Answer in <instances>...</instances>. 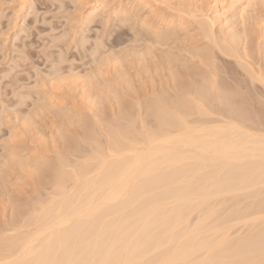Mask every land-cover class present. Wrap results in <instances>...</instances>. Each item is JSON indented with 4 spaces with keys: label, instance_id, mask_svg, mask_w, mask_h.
I'll return each instance as SVG.
<instances>
[{
    "label": "bare ground",
    "instance_id": "6f19581e",
    "mask_svg": "<svg viewBox=\"0 0 264 264\" xmlns=\"http://www.w3.org/2000/svg\"><path fill=\"white\" fill-rule=\"evenodd\" d=\"M152 2L128 0L113 14L125 18L137 7L145 10L139 24L158 44L186 28L187 18L211 46L197 56L204 71L196 80L189 76L193 84L178 86L172 96L154 95L145 115L137 111L113 123L95 117L85 126L82 158L70 162L60 154L54 163L37 164L34 170L50 182V192L25 211L14 208L0 226V264H259L264 258V130L253 126L264 116V49L256 58L247 46L246 23L264 0H231L230 19L237 18L240 33L221 37L214 31L218 15L180 5L170 8L175 19L159 14ZM104 8L95 5L90 14ZM154 20L159 29L150 25ZM214 50L234 59L263 98L243 91L241 81L229 84L233 72L216 63ZM174 60L167 57V65ZM76 76L88 95L96 76ZM124 76L117 73L128 85ZM107 87L118 100L117 90ZM52 99L40 107H58ZM7 156L5 166L18 159L16 153ZM14 163L22 166L20 158Z\"/></svg>",
    "mask_w": 264,
    "mask_h": 264
},
{
    "label": "rangeland",
    "instance_id": "374dc122",
    "mask_svg": "<svg viewBox=\"0 0 264 264\" xmlns=\"http://www.w3.org/2000/svg\"><path fill=\"white\" fill-rule=\"evenodd\" d=\"M127 1L0 0V226L10 220L14 208L25 211L37 198L49 194L50 182L40 180L34 170L37 164L54 163L60 154L70 162L82 158V151L87 150L85 126L93 124L95 117L113 123L137 111L145 115L154 95L172 96L178 86L190 84V77L196 80L204 71L197 56L211 46L195 24L185 18L186 28L169 32L168 40L158 44L151 31L139 24L145 10L137 7L140 12L125 18L113 14ZM150 1L165 17L177 19L170 8L180 5L212 18L218 15L217 37L240 33L237 18L230 19L231 0ZM98 4L106 6L105 10L90 14ZM250 16L255 17L246 22L247 46L257 58L264 49V5L258 4ZM150 25L161 27L155 20ZM169 56L176 61L167 65ZM214 56L218 65L233 72L229 84L241 81L242 90L255 93L253 98H263L262 88L247 83L234 59L216 50ZM120 70L128 85L117 77ZM172 73L179 79H173ZM72 75L80 79L96 76L88 95L81 93V81H73ZM108 85L117 90L118 100ZM50 97L62 110L40 107ZM263 121L253 125L257 131L264 130ZM9 153L20 158V168L13 159L7 166L3 164Z\"/></svg>",
    "mask_w": 264,
    "mask_h": 264
},
{
    "label": "snow or ice",
    "instance_id": "6c2138e0",
    "mask_svg": "<svg viewBox=\"0 0 264 264\" xmlns=\"http://www.w3.org/2000/svg\"><path fill=\"white\" fill-rule=\"evenodd\" d=\"M262 106H264V101H262ZM163 118L169 119L167 114H164ZM176 118H181V117L179 116V114H177ZM262 119H264V116H262ZM261 149L262 152H264V136L261 137ZM262 257H264V247H262ZM39 264H49V262L41 261L39 262ZM53 264H65V262H53ZM67 264H71V262H67ZM78 264H84V262H78ZM102 264H109V262H102ZM143 264H181V262L153 259V260H145ZM183 264H191V262H183ZM259 264H264V258H262L259 261Z\"/></svg>",
    "mask_w": 264,
    "mask_h": 264
}]
</instances>
